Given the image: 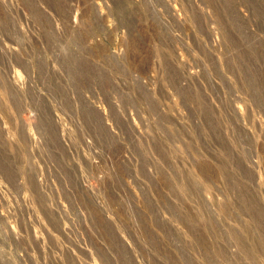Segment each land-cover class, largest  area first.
Here are the masks:
<instances>
[{
  "label": "rangeland",
  "instance_id": "rangeland-1",
  "mask_svg": "<svg viewBox=\"0 0 264 264\" xmlns=\"http://www.w3.org/2000/svg\"><path fill=\"white\" fill-rule=\"evenodd\" d=\"M0 264H264V0H0Z\"/></svg>",
  "mask_w": 264,
  "mask_h": 264
}]
</instances>
